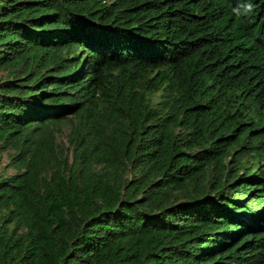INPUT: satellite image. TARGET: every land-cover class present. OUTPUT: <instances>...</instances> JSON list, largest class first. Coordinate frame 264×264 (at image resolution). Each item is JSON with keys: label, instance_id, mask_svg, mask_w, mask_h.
<instances>
[{"label": "trees", "instance_id": "16d2710c", "mask_svg": "<svg viewBox=\"0 0 264 264\" xmlns=\"http://www.w3.org/2000/svg\"><path fill=\"white\" fill-rule=\"evenodd\" d=\"M252 2L0 0V264H264Z\"/></svg>", "mask_w": 264, "mask_h": 264}, {"label": "rangeland", "instance_id": "374dc122", "mask_svg": "<svg viewBox=\"0 0 264 264\" xmlns=\"http://www.w3.org/2000/svg\"><path fill=\"white\" fill-rule=\"evenodd\" d=\"M0 76H4V72H0ZM69 128H70V124L68 122L62 125L61 131L57 135L58 142L65 144L67 143ZM8 162H9L8 152H3L0 157V173L3 172L7 175L13 173V170L7 167Z\"/></svg>", "mask_w": 264, "mask_h": 264}, {"label": "clouds", "instance_id": "9594fccd", "mask_svg": "<svg viewBox=\"0 0 264 264\" xmlns=\"http://www.w3.org/2000/svg\"><path fill=\"white\" fill-rule=\"evenodd\" d=\"M254 8L255 5L252 0H236V3L232 7L231 11L233 15L238 18H247L254 12Z\"/></svg>", "mask_w": 264, "mask_h": 264}]
</instances>
